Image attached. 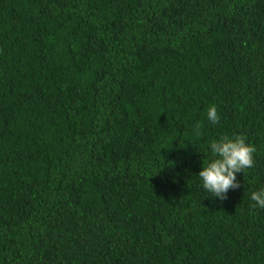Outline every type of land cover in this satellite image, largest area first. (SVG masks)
Instances as JSON below:
<instances>
[{
    "label": "trees",
    "instance_id": "1",
    "mask_svg": "<svg viewBox=\"0 0 264 264\" xmlns=\"http://www.w3.org/2000/svg\"><path fill=\"white\" fill-rule=\"evenodd\" d=\"M0 264H264V0H0Z\"/></svg>",
    "mask_w": 264,
    "mask_h": 264
}]
</instances>
